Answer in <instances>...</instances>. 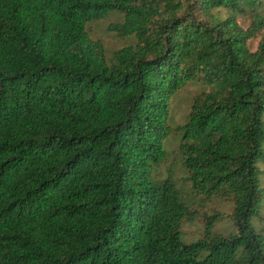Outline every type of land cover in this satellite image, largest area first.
Returning <instances> with one entry per match:
<instances>
[{
    "label": "trees",
    "instance_id": "trees-1",
    "mask_svg": "<svg viewBox=\"0 0 264 264\" xmlns=\"http://www.w3.org/2000/svg\"><path fill=\"white\" fill-rule=\"evenodd\" d=\"M0 264H264V0H0Z\"/></svg>",
    "mask_w": 264,
    "mask_h": 264
},
{
    "label": "rangeland",
    "instance_id": "rangeland-1",
    "mask_svg": "<svg viewBox=\"0 0 264 264\" xmlns=\"http://www.w3.org/2000/svg\"><path fill=\"white\" fill-rule=\"evenodd\" d=\"M95 37H99L103 40L105 45L106 53L109 54L111 51L115 50L116 48H121L125 45H128L131 41V38H124V39H117L115 38L112 33L107 31H95L94 32ZM205 87L198 82H188L174 97L173 102L170 106V118H169V125L175 126L176 124H179L182 122V119L180 117V111H179V104L182 102H186L198 93L199 91L203 90ZM176 139L174 136L169 137L165 141V147L168 150L174 149L176 146ZM230 204L222 203L220 201H217L215 204V207L218 209V211L222 214L221 220L216 223L215 228H222L225 229V227L230 226V219L228 218V215L230 214ZM209 208L204 209V214L209 213ZM202 213V212H201ZM199 214L200 217L194 221L193 224H186L182 231H183V240L185 242H191L197 237L200 236L204 223H203V217L202 214ZM212 213V212H210ZM252 222L256 223L257 221L255 219L252 220Z\"/></svg>",
    "mask_w": 264,
    "mask_h": 264
}]
</instances>
